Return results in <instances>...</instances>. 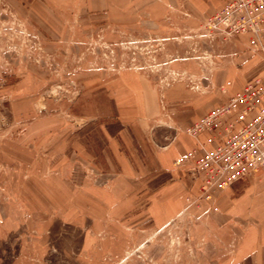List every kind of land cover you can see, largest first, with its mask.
I'll use <instances>...</instances> for the list:
<instances>
[{"label": "rangeland", "instance_id": "obj_1", "mask_svg": "<svg viewBox=\"0 0 264 264\" xmlns=\"http://www.w3.org/2000/svg\"><path fill=\"white\" fill-rule=\"evenodd\" d=\"M231 1L196 18L193 0H0V141L37 139L32 173L52 174L55 203L61 188L111 186L134 202L109 213L117 226L102 236L127 243L106 264H211L229 249L207 202L186 201L196 193L192 162L173 163L181 175L169 181L185 189L173 221L154 228L143 209L160 182L145 141L158 131L193 138L188 129L211 110L264 83V20L259 35L230 33L214 17ZM206 136L197 138L210 148ZM20 169L29 174V165L0 167V202L14 203L8 176ZM0 251V264H14L16 246ZM51 253L44 264L58 263Z\"/></svg>", "mask_w": 264, "mask_h": 264}, {"label": "crops", "instance_id": "obj_2", "mask_svg": "<svg viewBox=\"0 0 264 264\" xmlns=\"http://www.w3.org/2000/svg\"><path fill=\"white\" fill-rule=\"evenodd\" d=\"M159 1L166 4L165 0ZM229 1L193 0V17H207ZM37 143V139L0 141V167L6 164L29 165V174L23 176L20 169L8 176L13 187L9 185V189L15 195L14 203L0 202V244L17 247L14 264H44L46 259H53L52 248L58 253L56 264H106L107 260L117 258L116 244L123 245L127 239L120 242L122 239L115 232L112 236H102L101 233H108V230L110 233V229L117 226L108 222L118 218L110 217V212L131 210L134 202L118 199V191L111 186L108 190L61 188L56 194L65 199L55 203L52 174L39 179L32 173L38 161ZM200 143L201 139L176 131H158L156 137L145 141L148 156L144 157L153 164L157 170L154 178L160 181L150 192L143 209L154 228L164 227L183 211L184 186L169 181L181 175V168L176 170L173 163L192 152ZM52 144L46 140V148L51 145V151L45 162L51 167ZM181 167L189 168V162ZM5 180L6 176L2 181ZM0 192L4 193L2 189ZM70 195L78 198L71 202ZM213 204L217 211L209 213L215 214L220 228L228 235L226 243L230 246L211 264H264V173L219 193ZM206 206L209 207V204L206 203ZM27 245L29 248H26Z\"/></svg>", "mask_w": 264, "mask_h": 264}, {"label": "built area", "instance_id": "obj_3", "mask_svg": "<svg viewBox=\"0 0 264 264\" xmlns=\"http://www.w3.org/2000/svg\"><path fill=\"white\" fill-rule=\"evenodd\" d=\"M214 20L230 33L259 35L264 0H232ZM202 132L207 135V143H212L210 148L201 142L175 164L192 162L187 174L196 193L186 201L207 202L213 213L217 211L213 203L219 193L264 170V83L248 85L187 131L193 138Z\"/></svg>", "mask_w": 264, "mask_h": 264}]
</instances>
